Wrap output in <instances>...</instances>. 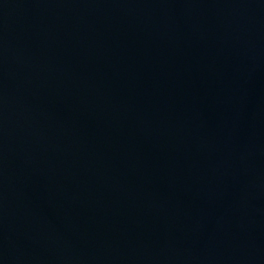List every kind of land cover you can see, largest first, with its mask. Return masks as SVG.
<instances>
[{
  "label": "water",
  "instance_id": "obj_1",
  "mask_svg": "<svg viewBox=\"0 0 264 264\" xmlns=\"http://www.w3.org/2000/svg\"><path fill=\"white\" fill-rule=\"evenodd\" d=\"M0 264H264V0H0Z\"/></svg>",
  "mask_w": 264,
  "mask_h": 264
}]
</instances>
